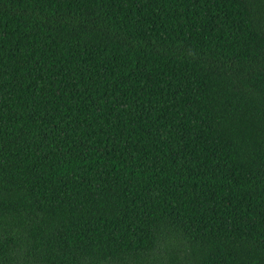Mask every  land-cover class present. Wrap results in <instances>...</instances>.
I'll return each mask as SVG.
<instances>
[{
  "label": "trees",
  "instance_id": "16d2710c",
  "mask_svg": "<svg viewBox=\"0 0 264 264\" xmlns=\"http://www.w3.org/2000/svg\"><path fill=\"white\" fill-rule=\"evenodd\" d=\"M0 264H264V0H0Z\"/></svg>",
  "mask_w": 264,
  "mask_h": 264
}]
</instances>
